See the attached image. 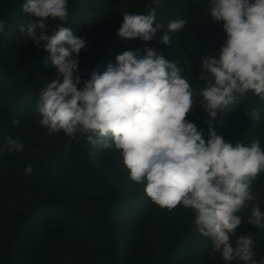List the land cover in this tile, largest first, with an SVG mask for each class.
I'll list each match as a JSON object with an SVG mask.
<instances>
[{
  "label": "trees",
  "instance_id": "1",
  "mask_svg": "<svg viewBox=\"0 0 264 264\" xmlns=\"http://www.w3.org/2000/svg\"><path fill=\"white\" fill-rule=\"evenodd\" d=\"M121 1L123 9L114 14L117 24L112 32L102 33V45L91 58L86 79L94 69L102 73L109 63L115 64L116 56L124 51L139 49L143 57L145 48L154 49L184 69L182 75L195 90L193 111L187 119L207 140L210 117L198 94L205 86L199 76L203 59L218 55L227 38L223 21L213 22L210 0H68V22L62 26L83 38ZM24 2L0 0V19L6 22L0 33V264H208L211 240L198 232L195 212L182 205L187 219L171 226L176 241L162 258L136 263L131 247L145 211L153 204L145 194V184L130 179L119 150L106 149L102 142L93 145L79 133L78 139L63 132L49 134L45 126L33 123L42 119L40 92L56 78L57 69L43 49L34 56L6 61L25 36L19 26L31 18L22 10ZM150 8L156 9V23L162 25L152 40L118 36L124 12L148 15ZM178 19L187 21L185 27L168 32L169 22ZM56 24L50 26L49 35ZM165 32L171 38L169 44L161 43ZM100 34L95 41L101 40ZM86 79L82 75L81 86ZM14 120L20 121L19 127L12 124ZM211 123L217 135L233 145L243 142L247 146L258 139L264 150V99L252 91L237 93L229 109L218 111ZM9 136L19 137L22 152L8 151L5 138ZM28 165L33 169L30 175L25 174ZM251 191L257 197L262 192L251 204L258 202L264 209V171L252 181ZM246 210L237 215L243 218ZM161 226L153 236L157 248L163 241ZM251 238L253 259L259 264L264 227L255 228ZM84 251L96 257L81 260Z\"/></svg>",
  "mask_w": 264,
  "mask_h": 264
},
{
  "label": "clouds",
  "instance_id": "2",
  "mask_svg": "<svg viewBox=\"0 0 264 264\" xmlns=\"http://www.w3.org/2000/svg\"><path fill=\"white\" fill-rule=\"evenodd\" d=\"M22 10L31 18L19 31L38 48L43 42L57 69L56 78L41 90L38 104L40 124L49 134L62 130L78 139L79 133L93 145L102 142L106 149L119 150L130 179L145 184V194L154 204L169 211L182 205L195 212L198 232L211 240V255L219 252L225 264L236 260L258 264L251 236L240 235L235 244L232 237L243 222L237 213L258 199L251 184L264 171V150L258 139L247 146L233 145L217 135L211 122L218 111L229 109L237 93L252 91L264 99V0H210L212 20L223 21L227 38L218 55L205 57L201 64L199 79L205 86L198 94L210 117L207 140L187 119L195 90L176 62L154 49L145 48L143 57L139 49L127 50L102 73L94 69L81 86L78 57L86 42L62 26L68 22V0H25ZM122 16L117 30L121 38L150 41L162 29L155 8L148 15ZM49 20L62 22L51 35ZM186 23L173 20L168 32L179 31ZM5 26L0 19V33ZM168 32L161 43H171ZM253 114L259 118L255 110ZM12 124L19 127L20 121ZM5 139L9 152L23 151L19 137ZM32 171L26 166V175ZM248 223L264 226L258 202L251 207Z\"/></svg>",
  "mask_w": 264,
  "mask_h": 264
},
{
  "label": "rangeland",
  "instance_id": "3",
  "mask_svg": "<svg viewBox=\"0 0 264 264\" xmlns=\"http://www.w3.org/2000/svg\"><path fill=\"white\" fill-rule=\"evenodd\" d=\"M125 3L127 2L125 1ZM121 6H122V1L120 5L112 9V11L110 12L112 15L106 14V16L101 18L102 20L101 19L99 20L101 21V25L100 23H97V26L92 27L90 29L91 31L83 36V39L86 42V47L85 49H82L79 54L78 57L79 67L77 73L78 75H80L81 79H82V75H84L85 79L88 77V70L90 68L91 58L94 55V53L98 51V49L101 47L103 42V38L101 37V35L103 32L105 33H110V31L112 32L113 27L117 24L116 21L118 20V18L116 19V17H114L115 16L114 14H116V12H120L123 9ZM58 22L59 21L56 20H49L47 22L48 30L50 26ZM99 33H101L99 38L101 40L95 41L94 38L96 37L98 39ZM42 49H43V42H41V46L38 48L36 44L32 42L30 38L27 37V35L25 34L23 39L16 46L15 50L11 53V55L7 58L6 61L12 63L14 61H17L22 56H34ZM34 122L40 124V121L33 120V123ZM60 132L63 131L61 130ZM261 194L262 192L259 194L258 198H260ZM262 199L264 200V196L262 197ZM254 204H251V202L249 203V207H247L246 214L242 218L243 222L236 230L235 236L232 237L233 244H235V240L238 236L240 235L251 236L252 231L255 228L264 227V226L256 227L248 223L249 217L251 215V207ZM260 207H261V211L264 212V209L261 204ZM184 210L185 209H183V207L179 205L172 211H169L166 208H160L154 203L147 208L141 220L140 230L138 231L134 244L131 247V254L133 259L136 261V263L162 258L164 253L170 248V246L177 239V236L173 234L171 230V226L175 221H179L181 218H184L185 220L187 219V212L186 210L184 212ZM159 224L162 225L161 238L163 241L161 243L160 248H157L153 245L154 244L153 236L155 229L159 227ZM261 252H262L261 255L262 258L260 261L264 260V245ZM94 256L96 257V254ZM94 256L84 251L80 256V259L87 261L90 260L91 258L93 259ZM36 258L38 259L41 258L40 252L36 254ZM240 263L242 262L239 260L230 262V264H240ZM208 264H225V262L223 261L221 254L218 252L214 256L212 255L210 257Z\"/></svg>",
  "mask_w": 264,
  "mask_h": 264
}]
</instances>
